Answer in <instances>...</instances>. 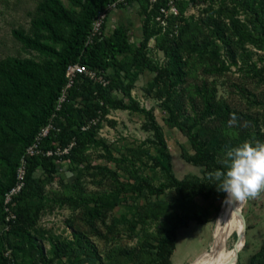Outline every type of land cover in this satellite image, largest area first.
Segmentation results:
<instances>
[{"label": "trees", "instance_id": "1", "mask_svg": "<svg viewBox=\"0 0 264 264\" xmlns=\"http://www.w3.org/2000/svg\"><path fill=\"white\" fill-rule=\"evenodd\" d=\"M115 1L68 0L67 6L63 0H41L29 31H13L23 48L37 53L41 59L0 60V264H85L83 258L108 264L78 227L72 239H62L40 225L42 218L57 207L83 213L90 226L98 222L105 224L125 193L147 198L174 191L171 211L159 206L165 215L163 224L155 234L146 230L140 252L137 248L119 249L116 256H110L126 263L135 260L136 264H172L179 231L192 222L209 223L195 211V199L202 197L222 203L226 198L227 193L217 189L218 182L209 179V173L227 171L222 160L229 148L244 142L253 146L264 143V127H260L258 119L247 116L256 127L239 128L241 116L227 101L218 98L216 86L203 81L193 90L188 88L189 77L202 67L210 75H224L236 67L264 87V0H203L209 4L205 17L199 20L184 16L189 2L198 0H177L180 16L169 18L166 33L156 20L161 7H166L165 0L154 4L151 0H129L117 10L132 5L140 8V41H132L134 34L124 23L106 33L110 13L103 34L88 43L95 18ZM240 15H244V20ZM176 22L180 23L179 35L172 37L171 27ZM152 40L156 49L163 52L164 61L150 58ZM247 45L253 49L246 48ZM255 56L258 60H254ZM75 64L101 72L108 84L104 86L79 76L58 112L57 102L68 82L67 69ZM146 70L154 74L146 92L166 113L165 124L188 138L191 151L183 150L182 158L202 168L203 178H177L173 155L155 108L147 109L133 96L136 83ZM112 111L142 114L152 132V137L136 148H128L121 159L114 156L106 140L98 138L102 122ZM233 116L236 123L230 124ZM51 120L56 130L41 141L40 151L64 149L74 142L69 154L61 158L42 153L27 155L29 146ZM91 120H98V124L83 130ZM209 121L218 125L211 126ZM99 147L117 165L128 163L123 166L129 173L125 180L118 170L92 165L88 151ZM150 147L158 150V156L150 155ZM23 158L26 159V185L15 199L17 219L8 223L4 200L16 184ZM59 159L62 161L58 162ZM137 161L145 169L160 171L165 182L156 186L154 177L139 173ZM65 166L72 176L64 173ZM90 170H97L102 180L110 179L113 189L103 194L85 193L81 180ZM53 181L60 183L61 191L47 192ZM221 205L216 207L218 211ZM151 211L153 207L144 208L131 224L132 229L145 224L147 221L142 218ZM44 242L50 244L48 251ZM246 264H264V244Z\"/></svg>", "mask_w": 264, "mask_h": 264}, {"label": "rangeland", "instance_id": "2", "mask_svg": "<svg viewBox=\"0 0 264 264\" xmlns=\"http://www.w3.org/2000/svg\"><path fill=\"white\" fill-rule=\"evenodd\" d=\"M63 1L67 6L69 5L68 0ZM40 2L41 0H0V60L8 57L41 59L37 53L24 49L13 36L14 30L24 29L29 31L31 19ZM208 4V2L203 0L189 2L184 11V16L188 19L199 20L205 17V10L208 8ZM139 12L140 8L137 5L115 10L110 14L106 33L110 34L119 23H124L134 34L132 41L139 42L142 26V18ZM240 18L244 20V15H240ZM149 48L148 54L150 58L160 62L164 61L163 52L156 49L155 40L151 41ZM246 48L253 49V46L247 45ZM258 58V56H255L254 60H258ZM203 70L204 67L199 68L189 77L188 88L190 90H193L195 85L206 81L216 86L218 98L227 101L241 116L239 128L251 129L256 127L255 122L248 120L247 116L253 117L255 120L258 119L260 127H264V87L260 86L256 79L248 77L246 73L237 71L236 67H232L231 71L224 75H210L204 73ZM153 77L154 74L149 70L142 72L136 83L133 96L147 109L155 108L158 121L164 128L165 136L173 155L174 172L177 178L184 179L188 176L203 178L202 168L195 167L182 158L183 150L191 151V144L188 138L178 129H171L165 124L166 113H164L158 101L146 92ZM258 102L263 104H258ZM106 118L108 119L102 122L98 138L106 140L114 156L118 159H121L127 153L128 148H136L147 138L152 137V132L146 126L147 119L142 114L128 111H112ZM209 124L211 126L218 125L217 123H211V121H209ZM150 148V155L152 157L158 156V150L154 147ZM88 154L94 167L102 166L111 170H118L123 180L128 177L129 173L123 167L128 163H122L120 166L116 162L108 160L102 147L91 149ZM136 165L140 174L155 178L156 186L165 182L164 176L160 171L143 168L141 161H137ZM91 174L96 175L93 177ZM97 174H99L97 170H90L82 177L81 183L85 193L103 194L113 189L110 179L102 180L101 176ZM61 190L62 187L57 181L51 182L47 187V192ZM174 197V191H168L166 195L160 197L148 196L147 198L139 197L135 193H125L120 198V205L109 214L106 223L98 222L94 226H90L86 222L83 213H72L69 209L56 207L47 212L42 218L40 225L62 239H72L75 227H78L88 235L98 254L102 256L106 263L136 264L135 260L133 263H126L124 260H115L116 258H110V256L112 254L116 256L119 249L132 250L137 248L139 253L140 242L144 239L146 230L151 234H155L163 224L165 215H162L159 206L166 207L171 211L170 202ZM228 199L229 197L227 200L225 198L222 203L219 200L207 201L202 197L195 199V211L203 218L208 219L209 223L199 225L197 222H192L188 228L180 231L177 251L172 257L173 264H196L210 252L217 223L227 206ZM220 204H222L221 209L218 211L216 207ZM242 205L247 224L246 243L241 252L227 264H238L239 261L241 264H246L249 258L258 252L264 244V193H261L255 199L246 200ZM149 206L153 207L154 211L149 212L151 214L142 218L143 221L147 222L145 224L140 223L136 229H132L131 224L134 219L139 213L144 212V208ZM206 211H209V213L206 214ZM256 214L263 218L262 222L259 223L258 219L260 217L258 216L259 218H257ZM250 223L253 226L249 227ZM111 228H114L113 232L110 231ZM237 240L238 237L234 235L232 243ZM151 243L156 244L154 241H151ZM43 245L46 251L50 249L49 242H44ZM140 255H142V252ZM83 260H86L85 264H98V261L92 258H83Z\"/></svg>", "mask_w": 264, "mask_h": 264}, {"label": "built area", "instance_id": "3", "mask_svg": "<svg viewBox=\"0 0 264 264\" xmlns=\"http://www.w3.org/2000/svg\"><path fill=\"white\" fill-rule=\"evenodd\" d=\"M129 0H117L113 2L112 4H109L105 10L101 11L97 17L95 18L93 22V27L91 31V35L89 36L88 43L92 42L94 38L101 36L103 34V26L109 16L110 13L114 12L118 9L121 5L128 4ZM166 1V7H161L160 13L157 17V22L159 26L163 29V32H167L169 29V18L171 16L178 17L180 16L179 9L177 7V0H165ZM151 2L154 4L157 2V0H151ZM179 29H180V23L176 22L174 26L171 27L170 35L172 37H177L179 35ZM79 76H85L89 78L90 80L94 82H98L102 85H107L108 81L106 80L105 76L101 72L93 71L87 68V66L75 64L71 65L67 69V78L68 82L63 89L58 102L56 110L59 112L62 110L63 105L68 100V91L70 88L74 86V84L77 82ZM56 115H54L55 117ZM98 124V120H91L86 127L83 128V130H87L91 128V126H95ZM52 130H56V127L54 125L53 120L49 122L48 125H46L42 131L39 133L37 138L35 139L34 143L29 146L26 153L29 156H35L37 154H41L42 151H40V145L41 141L47 137ZM74 142L69 145L67 148H60L58 147L55 151H47L45 153H42L46 156H55L58 158H61L62 156L69 154L70 150L73 148ZM62 160L59 159L58 162H61ZM63 164H66V162H63ZM64 173L68 174L69 176H72L71 171L65 166L64 167ZM26 185V159L23 158L21 160V164L17 171V180L14 187H12L9 192L5 196L4 200V212L6 214V221L8 223H12L17 219V215L15 213V199L19 196V194L22 192V190L25 188Z\"/></svg>", "mask_w": 264, "mask_h": 264}, {"label": "clouds", "instance_id": "4", "mask_svg": "<svg viewBox=\"0 0 264 264\" xmlns=\"http://www.w3.org/2000/svg\"><path fill=\"white\" fill-rule=\"evenodd\" d=\"M229 123H236V117ZM222 163L227 171L209 173V179L217 181V189L228 193L230 200L240 205L264 193V143L244 142L229 148Z\"/></svg>", "mask_w": 264, "mask_h": 264}, {"label": "bare ground", "instance_id": "5", "mask_svg": "<svg viewBox=\"0 0 264 264\" xmlns=\"http://www.w3.org/2000/svg\"><path fill=\"white\" fill-rule=\"evenodd\" d=\"M242 204L238 205V202L228 199L227 206L217 223L210 252L196 264H227L241 252L245 246L242 230L244 222L240 215ZM234 235L238 237V240L232 243Z\"/></svg>", "mask_w": 264, "mask_h": 264}, {"label": "water", "instance_id": "6", "mask_svg": "<svg viewBox=\"0 0 264 264\" xmlns=\"http://www.w3.org/2000/svg\"><path fill=\"white\" fill-rule=\"evenodd\" d=\"M227 198H228V193H227L226 200H227ZM225 202H226V201H225ZM222 210H223V208H222ZM222 210H221V212H222ZM240 215H241V218H242V220H243V222H244V236H245V238H246L247 224H246V219H245V216H244V213H243V209L240 211ZM245 240H246V239H245ZM245 243H246V241H245ZM245 243H244V245H245Z\"/></svg>", "mask_w": 264, "mask_h": 264}, {"label": "crops", "instance_id": "7", "mask_svg": "<svg viewBox=\"0 0 264 264\" xmlns=\"http://www.w3.org/2000/svg\"><path fill=\"white\" fill-rule=\"evenodd\" d=\"M258 216H259V215H258V214H256V217H257V218H259V217H260V216H259V217H258ZM258 220H259V223H260V222H262V221H263V218H262V217H260ZM261 220H262V221H261ZM251 223H252V222H251ZM251 223L249 224V225H250L249 227L253 226V225H251ZM183 229H184V228H183ZM181 230H182V229H181ZM181 230H180V231H181ZM180 231H179V235H178L177 246H178V243H179V236H180ZM176 251H177V248H176ZM176 251H175V252H176ZM175 254H176V253H174V255H175ZM176 260H178V259H176ZM179 261H180V260H179ZM172 264H173V261H172Z\"/></svg>", "mask_w": 264, "mask_h": 264}]
</instances>
